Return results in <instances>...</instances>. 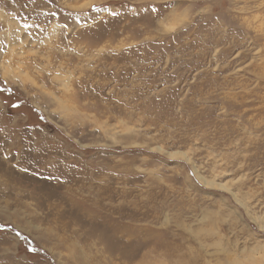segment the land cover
Returning <instances> with one entry per match:
<instances>
[{
	"label": "rangeland",
	"instance_id": "374dc122",
	"mask_svg": "<svg viewBox=\"0 0 264 264\" xmlns=\"http://www.w3.org/2000/svg\"><path fill=\"white\" fill-rule=\"evenodd\" d=\"M0 264H264V0H0Z\"/></svg>",
	"mask_w": 264,
	"mask_h": 264
},
{
	"label": "snow or ice",
	"instance_id": "6c2138e0",
	"mask_svg": "<svg viewBox=\"0 0 264 264\" xmlns=\"http://www.w3.org/2000/svg\"><path fill=\"white\" fill-rule=\"evenodd\" d=\"M17 235H19V233H17Z\"/></svg>",
	"mask_w": 264,
	"mask_h": 264
}]
</instances>
